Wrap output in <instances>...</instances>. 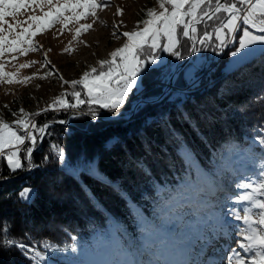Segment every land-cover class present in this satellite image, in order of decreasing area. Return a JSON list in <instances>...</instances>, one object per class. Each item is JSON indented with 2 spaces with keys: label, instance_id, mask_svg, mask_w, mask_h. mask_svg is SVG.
I'll list each match as a JSON object with an SVG mask.
<instances>
[{
  "label": "trees",
  "instance_id": "16d2710c",
  "mask_svg": "<svg viewBox=\"0 0 264 264\" xmlns=\"http://www.w3.org/2000/svg\"><path fill=\"white\" fill-rule=\"evenodd\" d=\"M212 23L199 25L197 35L211 31ZM179 39L176 50L184 56L188 39L182 35ZM209 44L197 42L205 61L192 74L194 83L186 82L183 72L175 81L177 86L187 85L183 92L169 91L159 100L139 103L135 110L127 101L119 114L105 112L108 116L101 113L93 118L85 113L87 104L78 107L80 112L66 108L32 116L38 125H48L33 150L36 167H27L24 152L20 153L24 168L14 173L0 159V174L13 177L0 183V222L11 225V235L36 245L42 256L56 263L70 264L73 253L93 238L133 262L130 240L140 246L148 233L145 226L165 211L176 194L200 182L207 184L201 172L208 177L207 185H215L214 161H222L225 148L263 156L264 145L258 138L264 136V49L224 68L228 47L219 51L215 40ZM158 53L166 60L172 55L162 49ZM145 69L140 93L155 97L162 90L161 83H154L161 77V66L148 64ZM72 90L71 86L65 93ZM65 99L76 102L70 95ZM12 107L4 115L10 124L21 116L20 104ZM138 160L145 161L143 168L137 166ZM24 186L34 187L29 202L20 197ZM44 242L53 247L43 249ZM0 264L35 262L19 248L0 244Z\"/></svg>",
  "mask_w": 264,
  "mask_h": 264
},
{
  "label": "snow or ice",
  "instance_id": "6c2138e0",
  "mask_svg": "<svg viewBox=\"0 0 264 264\" xmlns=\"http://www.w3.org/2000/svg\"><path fill=\"white\" fill-rule=\"evenodd\" d=\"M110 3V0H75L74 3H68L67 0L61 3L60 0H0V56L4 52L18 51L21 55L29 51L38 50L32 37L37 32H43L46 27H51L55 23L62 26L69 21H79L81 18L88 16L96 17L97 9ZM159 12L155 8H148L145 19L138 20L132 31L123 32L121 35L126 37L125 43L109 53V58L97 61L98 67L90 66L84 71L79 79L65 80L62 76L59 79L62 85H71V93L61 92L55 96L46 108L40 109L34 113L25 112L23 108L19 109L21 116L12 121L11 124L0 118V158L6 159L8 168L11 172L23 170L24 165L20 160V153L24 152V159L27 160V167L34 168L32 163L33 150L44 134L47 124L38 125L32 116L39 115L41 111L54 109L72 108L77 109L81 104L89 106L90 114L93 118L97 112L93 106H99L101 109L115 111L118 114L123 106L127 103L128 96L138 87L140 79L146 73L145 64H155L159 61L158 49L164 52H170L173 56H179L177 45L180 42V35L186 37L193 45L190 51H199L195 47L198 42L201 46H210L209 42L215 40L216 49H223L232 39L238 36V47L231 53L232 56L239 54L241 59L251 55L250 51H242L250 45L264 43V35H256L249 28L256 29L264 33V0H157ZM47 8L44 12V18H48V25L39 23L40 17L28 15L27 21H35L36 31H29V27H24L20 32H15L14 24L9 23L5 17L13 16L21 8ZM244 6V7H241ZM68 13V15H65ZM122 10L117 9V15H121ZM206 22H213L211 31L205 29L200 35H197L198 26ZM123 22L121 21V24ZM7 24L5 29L3 25ZM143 27H139L140 25ZM16 26H19L17 23ZM119 25H114L118 28ZM91 28L90 24H80L75 29L73 40H76L82 31ZM237 29H241L237 33ZM7 33V35H5ZM8 35L13 38L8 39ZM113 35H117L114 31ZM166 41L161 44L160 38ZM16 45H25L23 47H14ZM51 49H49L50 51ZM63 51L70 52V48ZM118 58V59H117ZM13 60L16 57H12ZM44 63L48 64L47 53L44 54ZM29 64H22L20 67H28ZM43 66V65H42ZM4 67L0 64V69ZM40 77L41 79L46 78ZM36 74H33L35 76ZM0 76H7V83H12L13 73L0 72ZM91 77V79H89ZM25 80L30 77H25ZM77 86H80L77 90ZM39 87V85H37ZM83 94L84 98H81ZM70 95L75 103H68L65 99ZM7 107V105L5 106ZM16 115V113H13ZM188 118L187 115L184 116ZM64 123V121H60ZM15 125V127H13ZM175 136V132L172 133ZM29 142V145L25 144ZM258 142L264 145V136L258 138ZM177 143L179 140L177 138ZM21 146H24L23 148ZM181 151L188 155L191 153L186 147L180 145ZM7 149V152L4 150ZM57 155L63 157V152L58 151ZM47 162L48 157L44 158ZM145 161L138 160L137 166L143 168ZM244 179L241 177V180ZM236 189H243L240 194H235V204L248 202L243 208L229 207L228 216L234 217V221L227 219L220 220L215 215V210H209L204 218V227H199L197 242L199 244V259L197 260H163L155 261L153 264H223L227 259V264H264V168L257 175L255 182L237 183ZM233 191L230 188L229 200L233 198ZM20 197L25 201L31 200V190L24 188ZM259 197V198H258ZM252 209H257L253 212ZM242 222L243 227L239 223ZM230 241L236 237V248H231L230 244H219L221 238ZM27 238V237H25ZM0 244L4 247H17L26 256H30L35 264H48L36 250V245H27L22 240H17L11 235V225L7 221L0 222ZM218 245V246H217ZM53 245L44 242L43 249L52 248ZM167 247V245H165ZM230 249V254H227ZM227 254V255H226ZM89 264H107L105 261L89 262Z\"/></svg>",
  "mask_w": 264,
  "mask_h": 264
},
{
  "label": "rangeland",
  "instance_id": "374dc122",
  "mask_svg": "<svg viewBox=\"0 0 264 264\" xmlns=\"http://www.w3.org/2000/svg\"><path fill=\"white\" fill-rule=\"evenodd\" d=\"M10 2H14V0H10ZM24 2L27 3L28 0H24ZM53 2L55 3L56 0H53ZM60 2L64 3L66 0H60ZM67 2L74 3L75 0H67ZM32 8H35L34 12L31 8H21L15 17H5L9 23L14 24L15 32H20L22 28L29 27V25H31L29 31H36L37 22L27 21V23H24L28 15L40 17L39 23L45 26L48 25V19L54 15V13H51L48 18H44L43 14L48 11L47 8L41 10L36 8L35 4L32 5ZM118 8L122 10L121 15L116 14ZM148 8H155L157 12L161 10L157 0H110L109 4L97 9L96 17L88 16L86 19L81 18L78 22L69 21L63 26L57 22L51 27H46L43 32H37L32 37L33 42L39 46L36 51H29L25 55H21L18 51L4 52L0 56V64L4 65L0 72L13 73L11 77L13 82L7 83L9 78L0 76V118L9 122L4 118V115L13 109L11 105L14 104H20V107L28 113L46 108L55 96L71 87V85H62L59 77L62 76L65 80L79 79L80 75L88 70L90 66L98 67L97 61L108 59L110 52L125 43L127 38L121 34L126 31H132L138 20L147 18L146 11ZM65 15H68V13H65ZM121 21L123 22L122 24ZM17 23H19V26H16ZM80 24H90L91 28L87 31H82L77 39L73 40L75 29ZM114 25H119V27L114 28ZM3 27L6 29L7 24L3 25ZM139 27L142 28L143 25L141 24ZM249 30L256 35H264V33L258 32L253 28H249ZM114 31L117 35H113ZM240 31L241 29H237V33ZM12 38L11 35H8L9 40ZM163 41L164 39L161 37L159 42L162 43ZM233 43H235L234 46ZM228 45L225 46L228 49L223 64L224 68H231L243 60L239 54L237 56L231 55L235 48L238 47V36L232 39ZM23 46L25 45H16L14 47ZM189 47L190 42L188 41V51ZM195 47H197V43ZM65 48H70L71 51H63ZM49 49L51 50L49 51ZM258 49H264V43L250 45L242 51L255 53L259 51ZM45 53H47V60L50 61L48 64L44 63ZM185 56H181V54L179 56L171 55L167 60L165 59V54L159 56L160 59L155 64L161 66V77L154 83H161L163 88L174 67ZM12 57H16V59L13 60ZM26 63L30 66L20 67V65ZM148 64L151 63L146 62L145 65ZM182 70L181 68L177 71L171 89L168 90V92L172 91L174 95L185 91L187 88V85L182 87L175 85V81H177ZM47 73L51 74L44 79L40 78ZM33 74L36 75L33 76ZM25 77H30V79L25 80ZM195 80L196 76H192L185 81L192 84ZM141 87L140 79L138 87L133 90L135 93L127 99L132 104L133 110L136 109L139 103L143 102L140 100L144 98L140 93ZM6 105L7 107H5ZM93 108L96 110L97 115L101 113L106 116L110 115L105 113L109 110L101 109L99 106ZM51 110L54 109H48V111ZM73 110L80 112L79 108ZM88 111L85 113L91 115L90 110ZM31 119L33 120V118ZM4 151L7 152V149ZM262 168H264V155H248L242 151L225 149V152L222 153V161L214 163L215 185H207L209 183L208 177L201 172L199 176L207 184L200 182L196 185L197 187L191 185L185 188L183 194H176L174 201L165 207V211L161 212L156 220L150 221L145 226L148 233L141 238L140 246H133L132 240H130L131 246L134 248L133 262L125 259L122 253L115 255V253L106 248L101 240L94 238L90 243H84L77 250L78 253L71 254L72 256L68 262L70 264H89V262L95 261H105L107 264H153L155 261L163 260H197L199 250L190 243L191 237L188 235V231L198 227V225L199 227H204L205 215L212 209L215 210V215L219 214L224 220L227 219L230 222L234 221V217L227 215L229 207H239L241 214H243L242 208L248 202H241L239 205L235 204V194H240L244 191L243 189L237 190L236 184L255 182ZM3 177L0 174V179ZM241 177L244 179L241 180ZM193 186L194 189L192 188ZM24 188L31 190L32 198L34 187L24 186L20 193ZM230 188L234 193L232 200L228 198ZM252 211L256 212L257 209H252ZM236 223L243 227L242 222ZM126 236L128 237V234ZM197 255L198 257H196ZM43 257L48 264H62L56 263L48 257Z\"/></svg>",
  "mask_w": 264,
  "mask_h": 264
},
{
  "label": "water",
  "instance_id": "95a60500",
  "mask_svg": "<svg viewBox=\"0 0 264 264\" xmlns=\"http://www.w3.org/2000/svg\"><path fill=\"white\" fill-rule=\"evenodd\" d=\"M193 45L190 43V47H189V51L186 53V56L178 63V65H176L174 67V69L172 70L170 76L167 79L166 84L164 85V87L162 88L161 92L153 97V98H141V101H154V100H158L160 98H162L169 89H171V86L173 84L174 81V76L177 73V71L179 69H183V78L187 81L188 78L197 70L198 67L201 66L202 64V60L200 58V56L203 54V48L199 45H197V48H199V51H190L191 47ZM13 177L10 176H4L3 178L0 179V183L9 180Z\"/></svg>",
  "mask_w": 264,
  "mask_h": 264
},
{
  "label": "bare ground",
  "instance_id": "6f19581e",
  "mask_svg": "<svg viewBox=\"0 0 264 264\" xmlns=\"http://www.w3.org/2000/svg\"><path fill=\"white\" fill-rule=\"evenodd\" d=\"M225 187V186H224ZM229 189V188H228ZM219 214H216V217L219 218L220 220H224V218L222 216H217ZM188 235L191 237L190 238V243L194 246H196V249L199 250V244L197 242V236L199 235V231H198V227L196 228H192L190 231H188ZM234 241V242H232ZM219 244H230L231 248H236L237 247V243H236V237H234L233 239H231L230 241H226L223 237L220 239V241L218 242ZM217 245V246H218ZM197 252V251H196ZM227 254H230V249L229 252ZM198 257V255L196 256ZM199 259V257H198ZM223 264H227V259L225 258L223 261Z\"/></svg>",
  "mask_w": 264,
  "mask_h": 264
},
{
  "label": "built area",
  "instance_id": "2783aa9c",
  "mask_svg": "<svg viewBox=\"0 0 264 264\" xmlns=\"http://www.w3.org/2000/svg\"><path fill=\"white\" fill-rule=\"evenodd\" d=\"M201 59H202V61H204V59H205V56H204V55H202V56H201Z\"/></svg>",
  "mask_w": 264,
  "mask_h": 264
},
{
  "label": "crops",
  "instance_id": "0c3cea01",
  "mask_svg": "<svg viewBox=\"0 0 264 264\" xmlns=\"http://www.w3.org/2000/svg\"><path fill=\"white\" fill-rule=\"evenodd\" d=\"M242 7H243V6H242ZM258 50H259V49H258ZM253 53H254V52H252V54H253ZM252 54H251V55H252ZM249 56H250V55H249ZM249 56H247V58H248ZM245 59H246V58H245ZM243 60H244V59H243Z\"/></svg>",
  "mask_w": 264,
  "mask_h": 264
}]
</instances>
